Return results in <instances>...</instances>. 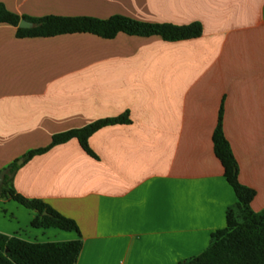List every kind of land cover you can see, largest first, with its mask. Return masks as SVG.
<instances>
[{"label": "crops", "instance_id": "obj_1", "mask_svg": "<svg viewBox=\"0 0 264 264\" xmlns=\"http://www.w3.org/2000/svg\"><path fill=\"white\" fill-rule=\"evenodd\" d=\"M20 15H122L199 22L196 38L123 32L24 36L0 23V170L54 133L128 111L96 130V158L76 139L34 155L12 186L76 221L79 235L31 225L35 213L0 197V233L31 242L80 238L74 264H178L225 226L236 196L213 152L222 128L264 208V0H0ZM55 122L63 124L55 125Z\"/></svg>", "mask_w": 264, "mask_h": 264}, {"label": "trees", "instance_id": "obj_2", "mask_svg": "<svg viewBox=\"0 0 264 264\" xmlns=\"http://www.w3.org/2000/svg\"><path fill=\"white\" fill-rule=\"evenodd\" d=\"M21 18L33 22V27H19L18 22ZM0 23L15 26L19 37H48L64 33L87 32L102 38H113L117 33L123 32L139 36L158 35L164 40L175 41L196 38L202 33L199 22L185 25L148 23L122 15H113L105 19L92 16H20L8 10L1 2ZM130 122L129 113L125 111L117 116L97 119L81 127L56 132L47 146L28 150L19 158L26 162L34 155L41 154L52 146L73 138L88 155L96 158L88 143L91 134L107 125ZM211 139L213 152L223 169V176L235 193V209L227 211L225 226L210 234V241L205 249L178 264H264V208L258 212L251 209L250 202L255 191L242 185L238 180L237 162L223 133L222 104L218 110ZM19 158L14 159L7 166L8 172L0 187V197L11 198L33 210L35 215L31 220L32 226H54L66 231H75L79 235L75 220L64 216L40 199L27 198L15 191L12 178L13 173L22 165L17 163ZM80 249V238L67 241L31 242L0 233V264H74Z\"/></svg>", "mask_w": 264, "mask_h": 264}, {"label": "water", "instance_id": "obj_3", "mask_svg": "<svg viewBox=\"0 0 264 264\" xmlns=\"http://www.w3.org/2000/svg\"><path fill=\"white\" fill-rule=\"evenodd\" d=\"M33 25H34L33 22H31V21H29L27 19H24V18H21L19 20V22H18V26L21 27V28H31V27H33ZM22 161H23V159L20 158V159H18L17 163L21 164ZM7 172H8V167L3 168V169L0 170V187H1L2 183H3L4 176H5V174ZM43 213L45 214L46 212H43Z\"/></svg>", "mask_w": 264, "mask_h": 264}, {"label": "rangeland", "instance_id": "obj_4", "mask_svg": "<svg viewBox=\"0 0 264 264\" xmlns=\"http://www.w3.org/2000/svg\"><path fill=\"white\" fill-rule=\"evenodd\" d=\"M63 124L62 122H55V125ZM20 159V158H19Z\"/></svg>", "mask_w": 264, "mask_h": 264}]
</instances>
